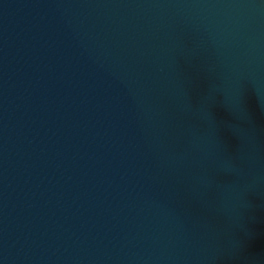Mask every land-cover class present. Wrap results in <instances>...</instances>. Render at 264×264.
Instances as JSON below:
<instances>
[{
    "label": "water",
    "instance_id": "water-1",
    "mask_svg": "<svg viewBox=\"0 0 264 264\" xmlns=\"http://www.w3.org/2000/svg\"><path fill=\"white\" fill-rule=\"evenodd\" d=\"M0 264H264V0H0Z\"/></svg>",
    "mask_w": 264,
    "mask_h": 264
}]
</instances>
